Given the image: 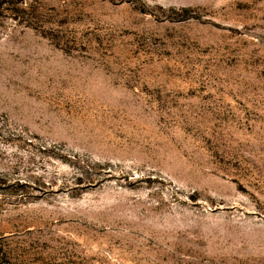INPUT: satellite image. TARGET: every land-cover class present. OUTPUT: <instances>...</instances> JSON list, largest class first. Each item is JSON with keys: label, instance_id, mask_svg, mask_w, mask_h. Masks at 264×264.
I'll list each match as a JSON object with an SVG mask.
<instances>
[{"label": "rangeland", "instance_id": "obj_1", "mask_svg": "<svg viewBox=\"0 0 264 264\" xmlns=\"http://www.w3.org/2000/svg\"><path fill=\"white\" fill-rule=\"evenodd\" d=\"M0 264H264V0H0Z\"/></svg>", "mask_w": 264, "mask_h": 264}]
</instances>
